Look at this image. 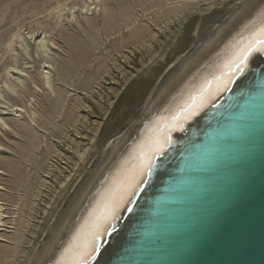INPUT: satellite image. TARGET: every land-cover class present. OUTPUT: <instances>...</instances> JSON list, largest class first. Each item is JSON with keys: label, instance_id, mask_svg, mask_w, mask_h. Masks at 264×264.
I'll return each mask as SVG.
<instances>
[{"label": "bare ground", "instance_id": "6f19581e", "mask_svg": "<svg viewBox=\"0 0 264 264\" xmlns=\"http://www.w3.org/2000/svg\"><path fill=\"white\" fill-rule=\"evenodd\" d=\"M134 2L143 7L148 5L154 10L140 15L138 19L133 17L134 19L126 23L124 26L129 29L118 36L117 45L111 51L101 54L97 58L95 70L83 74L81 82L69 84L73 87L69 90H86L95 75L111 60L113 51L119 52L130 41L136 44L147 43L146 38L152 36V33H146L147 20L156 26L159 23L164 24L182 16L200 3L206 5V8L203 6L206 12H210L214 4L216 6L226 2V7L223 14H220V18L223 17L221 19H216V14L212 18L200 17L199 14L195 24L191 22L195 20L193 17L182 28L179 27L177 33H169L163 45V50L165 47L169 50H166L165 55L161 53L157 62H150L145 67L141 51L139 59L136 58L132 63L137 73L131 75L129 88L124 89L125 92L122 90L118 105L115 106L116 111L114 109L110 116H105L106 123L103 120L104 123L91 121L84 116L86 120L83 122L74 116L79 104L77 97L67 103L64 96L58 99L51 96L55 92L56 80L68 83L66 78L72 71L71 66H77L84 62L86 56L93 55L88 48L73 39L72 42L65 41V38L63 42L72 45L70 51H65L63 45L52 35H46L44 30L42 37H33L35 34L32 31L27 32L29 40H32L28 48L29 41L24 43L28 36H24L19 27L10 32L11 35L4 40L5 43H1L4 44L3 55L7 54L9 61L4 62V67L0 69V264H57L58 261L68 264L74 258L72 252L79 243L85 244L83 258L87 264H103L113 249L115 250L124 229L128 228L136 208L175 158L180 156L188 141L200 132L202 126L215 116L224 103L237 94L238 86L245 84L259 70H264V51L260 50L251 52L243 70L237 71L233 65V71H229L227 67L234 53L250 43L253 33L264 25V0H217V3H213L215 0ZM129 3V0H116L115 4L106 0H91L90 5L84 4L80 10L92 13L100 11L101 25L108 26L116 20V10L120 11L121 17L131 15L128 14V9L132 6ZM65 5L66 3L60 2L53 6L51 12H54L55 18L60 16ZM142 16L145 18L141 19ZM66 17L68 20L74 19L83 32L86 30L85 25L94 31L99 24L94 18L84 14V22L78 20L74 12ZM181 29H184L183 34L177 36ZM57 35L61 38L60 32ZM15 44L19 45V50ZM148 46H144V51ZM256 47L259 49V45ZM61 52L67 53L68 59L61 58ZM55 56L61 59L58 60ZM33 58H36V66L31 70L32 66L28 64ZM19 59L28 60L19 64ZM131 62L132 60L127 63ZM138 63H141L142 69L138 68L137 71ZM221 73H224L226 86L222 82L217 84L214 80ZM128 75H122L120 79H126ZM206 82H210L211 93L204 96L203 102L197 101L198 106L193 109L194 115L184 118L181 109L187 110L192 98L198 97L201 88L207 86ZM99 95L104 97L101 93ZM13 99L16 102H12ZM94 103L96 110L89 112L98 113L102 117L106 115L107 111L102 110L101 104L98 101ZM57 117L62 118L57 120ZM77 121L84 124L81 129L74 127ZM48 124L57 131H50ZM68 124L73 125V131L80 135L79 138L92 142V151L82 160L74 139L68 137L71 143L65 151L72 150L69 151L72 155L65 161L69 172L62 175L63 181L58 185L60 190L57 191L49 212L46 202L35 203L34 198L43 192L41 187L46 186L47 182L45 178L42 179L44 175H38V171L47 160L44 153L49 155L56 151L61 155L62 151L59 149L52 151L55 146L50 138L67 136L64 126ZM35 126L41 128L43 133L38 135ZM41 142L46 146L43 148H46L43 153L45 157L41 156L38 160L32 152L40 147L38 144L42 145ZM11 146L13 147L10 148ZM7 149L18 154V157L12 159L3 155ZM75 152L77 155H74ZM22 158L34 161L31 166L32 173L22 167ZM49 167L43 168V172H54L51 174L53 176L62 169L60 163L53 169ZM64 182L66 185L60 187ZM9 185L14 191L22 187L21 193L18 195L7 191ZM106 210L107 218L100 219ZM36 213L40 220L37 225H33L32 232L37 228L38 235L25 242L24 231L31 228L30 218H37ZM97 219H100L98 229L93 228ZM91 231L97 232L95 239H92Z\"/></svg>", "mask_w": 264, "mask_h": 264}, {"label": "water", "instance_id": "95a60500", "mask_svg": "<svg viewBox=\"0 0 264 264\" xmlns=\"http://www.w3.org/2000/svg\"><path fill=\"white\" fill-rule=\"evenodd\" d=\"M238 87L141 201L103 264H264V70Z\"/></svg>", "mask_w": 264, "mask_h": 264}, {"label": "rangeland", "instance_id": "374dc122", "mask_svg": "<svg viewBox=\"0 0 264 264\" xmlns=\"http://www.w3.org/2000/svg\"><path fill=\"white\" fill-rule=\"evenodd\" d=\"M106 1L112 2V4H115V2H116V0H106ZM215 1L216 2H213V3H217V0H215ZM227 1L233 2V0H227ZM60 2L66 3V5L62 7V10L60 12V16L55 18L54 12H51V10H52L53 6H55L57 3H60ZM90 2H91V0H0V52H1V54H0V69L4 67V65H5L4 62L7 63L9 61L8 60L9 56L5 53L3 55L4 44H1V43H5V41L9 37L8 35H11V33L14 30H16L18 27L20 28L23 35L26 37L28 36L27 32L31 33V31H32V34L33 33L35 34L33 37H36L38 35H40V37H42L44 35L42 30L46 31L45 34L46 35H49V34L52 35L58 41L59 44L63 45V48H65L64 49L65 51L66 50L70 51L71 49L69 50V48H70V46H72L70 44H66L65 41L72 42V39L78 41L77 43H79L84 48H88L87 50L89 51V53H92L93 55L92 56L89 55L90 57L86 56L85 60H83L84 62L78 63L80 65L77 64V66H74V65L71 66L72 71L70 72L69 77L66 78L68 83L62 82L61 80H56L54 82V83H56V85L54 86L55 92L52 93L51 96L53 98H57V99L60 98L61 96H64L65 97L64 99L67 101V103H70L71 101H73L74 97H77L79 100L78 101L79 104L77 105L75 113H73V115L76 117H79L81 119V121H83V122H85V120H86L83 118V116H84L87 119H90L91 121H96V122L101 121L102 123H104L103 121H105V119H106L105 116L106 117L110 116L113 113L114 109L116 111L115 106L118 105L117 103H118V99L120 97V94L123 91L125 92L127 90V88H129V85L132 82V79H131L132 76H134V74L137 73L135 68H133L132 63H133V61H135L136 58L139 59V57L141 56V51H143V55H142L143 61L142 62L145 63L144 64L145 67L148 66L150 64V62H151V64L157 62V60L160 59L159 57H161V53L165 55L167 52L166 50H169L168 47H165L166 49L164 48V50H163V45L166 41L165 40L166 36L169 33H171V32L177 33L176 31H178L180 28H182L183 24L185 25L186 21H190L191 18H193V17H195V20H193L191 22L193 24H195L197 18L199 17L198 16L199 14H200V17L203 16V17H209V18H212L213 15L216 14L214 17L215 18L217 17L216 19H218V18H220V14L221 15L223 14V9H225L224 7H226L225 6L226 2H225V4L223 3L224 5L223 4L222 5L216 4V6H215V4H214L215 8H214V6L212 8L215 11L212 10V8H211L210 12L209 11L206 12L204 10L206 8V5H204L203 3H200V4L196 5L192 10L185 12L182 16L175 18V19H171L169 21H166L164 24L159 23V25L156 26V25H154V23L147 20L146 22L148 25L146 24L147 25L146 33L147 32L152 33V36L150 35L151 37L146 38V40L148 39L147 43H141L142 44L141 45L140 43L136 44V43H133L132 41H130L126 44L128 46L125 45L124 47H121V49H119V52L113 51L112 56H111L112 61L111 60L107 61L106 67L102 68L103 71L101 70L97 75H95L94 79L92 80L93 83L91 82L92 84L90 83V86H88V88L86 90L77 89L76 91H72L69 89H72L73 87L71 85L69 86V84H71V83L76 84V83L81 82V79L83 78L82 77L83 74L85 75L86 73H92V71L95 70L96 64H97V58H100L99 56H102L103 53L105 54V53L111 51L115 47V45H117V43H118V41H117L118 36L121 33L125 34L127 32L126 30L129 29V28L124 26L126 23H128L129 21L134 19L133 17L138 19V18H140V15H144L146 13L148 14L150 12H153V10H154L153 8H150L148 5L147 6L144 5V7H143V5L141 6L140 4L135 3L134 0H129V2H130L129 4H131L132 6L129 7V5H128L129 9L128 8L127 9L129 11L128 14H131V15L121 17L120 11L116 10V12H117L116 20L113 23L109 24L108 26H103V25H101V22H100V19H101L100 11H97V12L94 11L92 13V11H85L84 12V11L80 10L82 5H84V4L90 5ZM218 5L221 7H219ZM203 6H205V8H203ZM217 7H219V8H217ZM212 11H214V12H212ZM71 12H74L77 19L81 20V22H84L83 17H82L84 14L87 17L94 18L96 21L99 22V24L96 26V29L94 31L90 30V28H88V26L85 25L86 30H85V32H83L81 30V28L76 24L74 19L73 20L67 19L68 17H66V16L70 15ZM203 12L204 13L206 12V13L204 14ZM158 13H161V11H159ZM134 15H136V16H134ZM144 18H145L144 16L141 17V19H144ZM221 18H223V17H221ZM216 22L218 23V21H216ZM140 23H142V22H140ZM192 23H190V24L193 25ZM185 28H186V26H185ZM58 31L61 33V36H60L61 38H59L57 35L59 33ZM182 31H184V29H181V31H180L181 33H179L180 35L177 34V36H181L183 34ZM185 31H186V29H185ZM27 38L28 39L24 43L26 44L27 41H29V47L28 48H30V46L32 44V40H29L30 39L29 36ZM1 39H2V41H1ZM64 39H65V41L63 42ZM60 41H61V43H60ZM79 44H78V46H79ZM15 45H16V47L17 46L19 47L18 44H15ZM143 45L144 46L151 45V46H148L146 51H144L145 47ZM18 47H17V49H18ZM59 56L61 58L63 57V58L68 59L67 53H65V52H61ZM55 57L58 60L61 59L58 56H55ZM72 57L75 58L74 56H72ZM35 59L36 58L31 59L30 60L31 62L28 64V66H32L31 70L35 69V66H36V61L34 62ZM27 60L19 59L18 62L20 64V62L22 63V62H25ZM131 60H132L131 63H127L128 61H131ZM72 63L73 62L71 60V64ZM144 66H143V68H144ZM136 67H137V71H138V68L142 69L141 63H138V65H136ZM120 69H124L123 72L119 71ZM117 74H118V76H117ZM126 74L127 75L129 74L127 77H125L126 79L121 80L120 79L121 76L126 75ZM53 75H54V78H56L55 72H53ZM111 77L113 79H110ZM117 78H119L120 80ZM127 79H128V81L125 82V80H127ZM1 84L2 83H0V87H1ZM124 89H126V90H124ZM67 91H68V93H67ZM100 93L104 97H101L99 95ZM40 95L42 96V93H40ZM67 95H69V96H67ZM5 96L7 97V95H5ZM42 99L44 100V96H42ZM95 101H98V103L101 104L103 111H107V112H105L106 115H104L103 117L100 116V114H98V113H96V114L91 113L92 111L94 112L96 110L94 107V106H96L95 105L96 103H94ZM12 102H16V101L13 99ZM89 111H91V112H89ZM57 118H58L57 120H60L62 117H57ZM105 123H106V121H105ZM74 125H75L74 127H77L78 129H81L84 126V124L80 121H77L76 124L74 123ZM48 127H49L50 131L52 130V132L57 131V129L56 128L54 129L52 125L50 126L48 124ZM74 127L71 124L65 125L64 129H65V133H67V136L61 135L60 138H57L54 136L50 138V142L52 141L51 143L55 146V148H53L52 151L53 150L55 151V149L61 150L62 152H61L60 156L58 155V153H56V151L50 153L49 155H46L44 153L46 148L43 149L46 146L42 142H41L42 145L38 144L40 147L34 149V151L32 152L34 154V156L36 155L35 157L38 160L42 157H45V156H46L45 158H47V160L45 161L46 164L42 163V165L43 164L44 165L42 166V169H40V171H38V175H40V176L44 175V176H42V179L45 178V181H47L46 186L41 187L43 192H41L39 194V196L34 198L35 203L38 202L40 204V203L46 202L48 204V208H49L50 206H52L53 201H55L56 196H57L56 193H57V191L60 190L58 185H60V182L63 181V176L69 172V168H66L67 163L65 161V160H67V157H70L72 155L71 153H69V151L71 152L72 150L68 149L65 151V149L67 148V145H69L71 143V140L68 137H70V138L72 137V139H74V141L76 143V148H77V150L80 151L79 154L82 155V158H81L82 160H84L88 156V153L90 151H92V147H91L92 142L89 140H83L82 138H79L80 135H78L77 133H75L73 131ZM36 128L38 129L36 131V133L38 135L43 133V130H41V128H39L38 126ZM47 134H49V132H47ZM9 139L14 140L16 142H20L18 139H14L13 137H9ZM12 147L13 146H11L10 148H12ZM76 148H75V150H76ZM35 150H37V151H35ZM5 151L6 152L3 153V155H5V156H8L12 159L18 157V154L12 152L11 149H7ZM43 153L45 156L43 155ZM74 155H77V153L75 152ZM61 157H63L64 159L63 158L60 159ZM78 158H79V156H78ZM20 160L19 161L21 162L20 164L22 165V167L24 166L23 168H25L26 170L30 171V173H32L33 169L31 166H33L32 163L34 161H31V160L28 161V158H26V159L22 158ZM57 163L58 164L60 163V167H62V169L60 168L61 169L60 171H58L54 174L57 178L55 176L51 175L54 172H51L49 174H46L45 172H43V170L47 166L48 167L50 166L49 169H53V167ZM51 165H54V166H51ZM68 166H71V165L69 164ZM2 177L6 178V176H2ZM11 185H9L7 191H11V193L13 192L14 194L16 193L19 195L21 193L22 187L21 188L18 187L19 189H15L17 191L16 192V191H14V189H10ZM65 185H66V182H64L62 184V186H60V187L63 188ZM55 190H56V192H54ZM42 201H44V202H42ZM37 207H39V205ZM48 211L50 212L51 209L49 208ZM35 216L37 218H30L31 228L28 227L26 229V231H24V234L26 236L25 242L33 239L34 235L35 236L38 235L37 228L34 229V231L32 232L33 225H37V223H39L37 221L40 220V218H38L39 215L37 213L35 214ZM23 245L26 246V243H24Z\"/></svg>", "mask_w": 264, "mask_h": 264}, {"label": "snow or ice", "instance_id": "6c2138e0", "mask_svg": "<svg viewBox=\"0 0 264 264\" xmlns=\"http://www.w3.org/2000/svg\"><path fill=\"white\" fill-rule=\"evenodd\" d=\"M257 45H259V49H257L256 47ZM256 50L264 51V25H262L256 33H253V39L251 40L250 43L238 49L234 53V55L230 58V60L227 63V67L229 71H233V65L235 66V70L237 71L243 70V68L246 66V62H247L249 55L251 54L252 51H256ZM223 77H224V73H221L219 77H214V80L217 81V84L222 82L226 86L227 82L223 80ZM228 79H231V77H228ZM206 85L207 86H203L201 88V93L198 97L192 98V103L187 105V110H185L184 108L181 109V113L184 114V118H190L191 115H194L193 109L198 106L197 101L199 100L200 102H203L204 96L211 93L210 82H206ZM157 150H160V149L157 148ZM150 160H151V157L149 156L148 157L149 163H150ZM128 186L130 187L131 183H129ZM121 199H123V196H121ZM116 206H119V205L117 204ZM106 218H107V210L100 219H106ZM100 219H97L94 222L93 228H96V229L99 228ZM90 235L92 236V239H95L97 232L91 231ZM84 246H85L84 243H79L77 245V248L74 249L72 252V255L74 258L71 261H69L68 264H87L86 259L83 258L85 255ZM57 264H61V262L58 261Z\"/></svg>", "mask_w": 264, "mask_h": 264}]
</instances>
